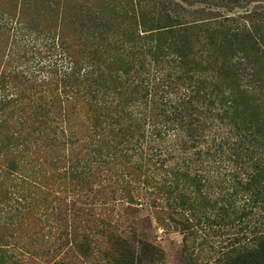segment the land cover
I'll list each match as a JSON object with an SVG mask.
<instances>
[{"label":"rangeland","instance_id":"1","mask_svg":"<svg viewBox=\"0 0 264 264\" xmlns=\"http://www.w3.org/2000/svg\"><path fill=\"white\" fill-rule=\"evenodd\" d=\"M0 12L21 21H13L10 32L0 30L3 63L14 51V65L49 77L65 57L66 42L78 54L106 48L104 64L121 71L139 56V32L178 73L201 80L204 103L212 96L228 110L222 119L212 116L198 140L190 134L201 129L176 120L166 126L157 120L164 132L129 148L110 132L77 155L78 166L94 172L91 191L76 188L70 162L57 175L43 155L27 156L22 175H8L0 159V264H107L100 252L108 239L104 219L110 234L130 245L161 249L160 264H221L229 247L254 245L256 231L264 230V179L248 188L259 169L257 155L245 148H260L237 140L246 128L264 140V39L261 31L236 33L227 17L245 22L250 12H264V0H121L117 7L114 0H0ZM78 101L85 120L90 110ZM18 196L20 204L12 201ZM76 208L96 219L76 218ZM78 226L91 239V255L77 248L83 240L74 236Z\"/></svg>","mask_w":264,"mask_h":264},{"label":"trees","instance_id":"2","mask_svg":"<svg viewBox=\"0 0 264 264\" xmlns=\"http://www.w3.org/2000/svg\"><path fill=\"white\" fill-rule=\"evenodd\" d=\"M152 1L147 0L149 3ZM120 2L114 0L115 6ZM227 18L230 29L236 33L244 30L261 31L264 39V12H250L244 16L245 22ZM13 21L21 25V21L14 20L10 13L0 12L1 31L10 32ZM99 29L102 30L101 26ZM143 32L153 34L146 26ZM149 37L137 33L135 44L139 48V56L132 66L121 71L112 70L104 64L102 57L106 48L102 49L101 46L87 47L85 53L78 54L70 43L63 42L65 57H61L60 66L52 70L49 77L40 78L31 69L13 64L14 51L8 53L4 63L1 59L3 55H0V159L5 164V173L22 175V162L27 156L43 155L45 163L57 175L68 171L65 164L70 162L69 169H72L73 178L78 183L76 188L91 191L89 178L94 172L91 168L79 167L77 155L83 149L96 146V142L110 138V132L114 131V138L129 148L149 143L162 134L164 130L157 126V120L164 119L161 123L165 126L167 124L164 123L176 120L181 126L194 124V130L201 129L189 133L193 140H198L205 129L211 127L208 121L212 116L222 119L228 112L224 103L216 104L212 96H208V102L204 103L201 80L178 73L172 65L173 61L161 58L159 46L153 47L149 40L141 42ZM149 55L154 62L148 59ZM102 64L106 67L105 71L101 69ZM149 80L154 82L152 89H147ZM173 88L170 94L169 90ZM7 89L12 92L11 95L6 92ZM79 97L90 110V116L85 120L80 116ZM215 108H218L217 113H214ZM245 130L246 133L237 142L254 143L260 148L259 151L245 148L246 154L257 155L255 164L259 169L250 179V188L264 179V140L254 137L252 129ZM223 140L230 141L221 138ZM65 145L70 149L69 155L64 151L67 149ZM231 145L237 144L234 142ZM237 157L242 158L239 150ZM235 174V171L231 172L234 177ZM22 200L18 196L12 201L20 204ZM74 216H84L86 221L96 219L93 213L81 208H76ZM102 222L107 229L108 239L106 247L100 252L107 264H160L163 252L157 246L142 241L136 247L130 245L119 234H110L108 227H112V224L109 220L104 219ZM78 228L74 236H82L83 240L77 242V248L83 255H91V239ZM254 241L250 247H229L223 253L221 264H264V230L256 231Z\"/></svg>","mask_w":264,"mask_h":264}]
</instances>
